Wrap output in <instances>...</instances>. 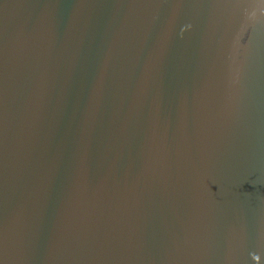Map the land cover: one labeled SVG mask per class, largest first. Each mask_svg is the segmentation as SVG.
I'll return each mask as SVG.
<instances>
[{
  "label": "water",
  "instance_id": "water-1",
  "mask_svg": "<svg viewBox=\"0 0 264 264\" xmlns=\"http://www.w3.org/2000/svg\"><path fill=\"white\" fill-rule=\"evenodd\" d=\"M0 264H264V3L0 0Z\"/></svg>",
  "mask_w": 264,
  "mask_h": 264
},
{
  "label": "snow or ice",
  "instance_id": "snow-or-ice-1",
  "mask_svg": "<svg viewBox=\"0 0 264 264\" xmlns=\"http://www.w3.org/2000/svg\"><path fill=\"white\" fill-rule=\"evenodd\" d=\"M261 3H264V0H260Z\"/></svg>",
  "mask_w": 264,
  "mask_h": 264
}]
</instances>
